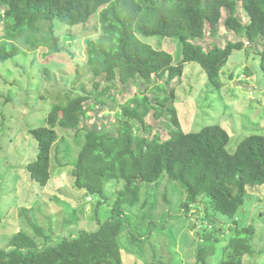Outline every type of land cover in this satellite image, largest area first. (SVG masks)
I'll return each mask as SVG.
<instances>
[{"label": "trees", "instance_id": "obj_1", "mask_svg": "<svg viewBox=\"0 0 264 264\" xmlns=\"http://www.w3.org/2000/svg\"><path fill=\"white\" fill-rule=\"evenodd\" d=\"M220 23L247 41L201 44L207 33H218ZM0 27V62L40 48L47 50L45 56L60 54L64 48L57 29L80 27L83 32L86 57L76 62L75 74L85 68L81 73L90 76V87L83 85L75 96H66V103L58 91L46 117L47 126L30 129L38 150L26 167L30 178L41 186L48 183L57 127L74 131L75 139L83 132L72 171L77 189L102 197L109 180L122 182L110 205L111 216L95 231H81L40 247L35 237L19 230L0 249V264H122L119 238L127 225L124 206L139 201L141 183L158 184L163 175L184 189L180 204L184 213L206 195L211 214L231 220L227 231L232 233L218 264H243L242 257L255 252V229L251 224L240 225L235 214L248 190L264 185V135L245 137L229 153V135L219 125L183 131L172 83L182 77L185 62H195L210 84L221 88V69L232 52L259 38L263 41L255 55L264 72V0H0ZM139 35L158 41L176 39L181 60L174 64L170 52L153 47ZM65 37L74 39L70 34ZM128 84L139 92L115 104L110 91ZM91 99L94 102L88 103ZM109 100L108 110L116 109L111 124L104 123L101 129L87 126L88 110L97 105L103 110ZM149 115L168 120L171 129L164 139L157 132L150 134ZM213 215L210 221L217 224ZM28 222L32 224L29 217ZM127 231L131 242L141 245V237ZM211 237L212 233H204L205 239Z\"/></svg>", "mask_w": 264, "mask_h": 264}, {"label": "rangeland", "instance_id": "obj_2", "mask_svg": "<svg viewBox=\"0 0 264 264\" xmlns=\"http://www.w3.org/2000/svg\"><path fill=\"white\" fill-rule=\"evenodd\" d=\"M238 15L243 18L242 12ZM57 31L60 46L64 48L60 54L45 56L47 50L40 48L0 62V249L6 248L8 239L19 230L35 237L40 247L63 237H75L81 231H95L99 223L111 216L110 205L122 187V182L109 180L102 197L77 189L72 171L83 145V132L75 139L74 131L57 127L58 138L50 152L48 183L41 186L29 176L26 167L38 152L30 129L47 126L46 117L57 101L58 91L64 95L61 102L66 103V96H75L83 85L90 87L87 84L90 76L81 73L85 68L75 74L76 62H84L86 57L81 28ZM69 34L74 36L73 40H67L65 36ZM139 38L170 52L174 64L182 58L174 38L159 41L152 36L139 35ZM236 39L247 41L244 36L226 31L220 23L218 33L215 36L207 33L201 44L224 45ZM262 41L259 38L244 43L242 49L232 52L221 69L223 86L219 89L210 84L199 64L184 63L182 77L172 83L176 95L174 107L183 131L197 132L205 126L219 125L229 135L226 145L229 153L245 137L264 135V72L260 69L259 55H255ZM110 92L117 104L139 91L128 84L118 85ZM92 102V99L88 101ZM111 106L109 100L103 110L98 105L89 109L84 123L98 129L104 123L110 125L116 113V109L108 110ZM146 121L151 126L150 134L157 132L163 139L171 129L166 117L156 120L149 115ZM160 179L158 184L141 183L139 201L124 206L127 225L119 238L122 264H218L232 233L227 231L231 220L211 214L206 195L190 206L188 214L184 213L180 207L185 199L184 189L165 175ZM212 215L217 224L210 221ZM235 216L240 225L251 224L255 229L256 250L242 257L243 264H264V250L259 251L264 249V185L248 190ZM127 230L141 237V245L131 242ZM204 233H212V237L205 239Z\"/></svg>", "mask_w": 264, "mask_h": 264}]
</instances>
